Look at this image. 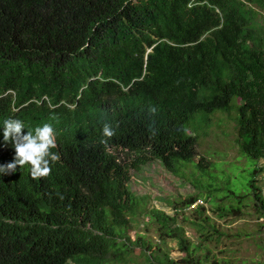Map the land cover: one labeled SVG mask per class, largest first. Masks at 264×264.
Returning <instances> with one entry per match:
<instances>
[{"label":"trees","instance_id":"obj_1","mask_svg":"<svg viewBox=\"0 0 264 264\" xmlns=\"http://www.w3.org/2000/svg\"><path fill=\"white\" fill-rule=\"evenodd\" d=\"M263 10L264 0H0V165L15 155L3 141L9 118L24 134L51 124L59 156L46 178L33 180L28 165L0 174V264H114L134 244L149 264H203L197 251L209 259L205 242L224 232L205 206L186 210L237 178L212 172L217 163L198 151L218 111H238L239 150L256 163L253 191L232 189L215 210L242 215L251 197L264 217ZM104 123L115 130L106 145ZM155 161L199 190L159 198L171 212L132 188ZM142 223L185 257L156 259L145 235L133 241Z\"/></svg>","mask_w":264,"mask_h":264},{"label":"rangeland","instance_id":"obj_2","mask_svg":"<svg viewBox=\"0 0 264 264\" xmlns=\"http://www.w3.org/2000/svg\"><path fill=\"white\" fill-rule=\"evenodd\" d=\"M237 116L238 111L236 109L231 112H216L213 115L211 127L199 139L198 151L200 155L206 156L214 163H217V165L215 164L216 167L211 169L212 172H216L218 175H231V177L234 174L237 175V178L230 185H225L227 178L225 180L220 177L217 179L216 184L225 186L223 192L215 197L216 201L213 203L208 201L206 199L208 198L207 194H204L206 192L203 190L204 195L201 196L202 198L194 206L186 210V215L195 217V207L198 205L205 206L207 209L206 213L211 216L213 223L224 232L221 239L205 242L208 248L211 249L209 259L205 258L208 252L206 247L197 251V256L203 264H214V260L222 264H225L226 261L227 264H264V217L257 212L253 199L248 197L244 201L242 206L243 214L239 216L230 214L221 218L215 210L218 205L225 206L228 204V200H221V198L227 195L230 190L234 189L237 193L253 191L252 187L247 183L253 177L255 170L253 166L256 161L241 154L239 150L236 141L238 136ZM205 127L201 126L202 129ZM257 167H262L258 171L256 183L261 187L264 195V160H261ZM185 171L189 174L195 173V176H199L200 173L191 165L186 166ZM132 188L139 195H150L152 205L168 212H171V208L159 198H175L178 195L189 196L199 191L192 181H186L182 177L175 176L157 161L145 167L140 175L134 177ZM230 201L233 203L237 202ZM139 233L145 235L154 244L156 259L164 255L165 252H169L171 258L176 260H180L186 255V253L178 250L177 242L174 239H168L167 242L161 244L154 225L142 223L129 232L133 241L138 240ZM187 236L195 244H199L202 241L200 233L189 225L187 226ZM157 245L161 248L158 249ZM131 247L133 250L125 255V261L123 262V259L120 260L119 258L117 259L119 261L114 264H121L122 262V264H149L146 254L142 252L140 245L134 244ZM109 254L111 255V253Z\"/></svg>","mask_w":264,"mask_h":264},{"label":"clouds","instance_id":"obj_3","mask_svg":"<svg viewBox=\"0 0 264 264\" xmlns=\"http://www.w3.org/2000/svg\"><path fill=\"white\" fill-rule=\"evenodd\" d=\"M152 112L155 109H151ZM25 125L19 119H6L3 122V141L11 142L15 150L13 161L0 165V174H11L17 170V166L23 168L30 166V175L33 180L46 178L51 173V164L59 159L51 150L56 145V133L53 126L45 123L34 130H28L24 134ZM115 135V130L109 123L102 127V144H107L108 139Z\"/></svg>","mask_w":264,"mask_h":264}]
</instances>
